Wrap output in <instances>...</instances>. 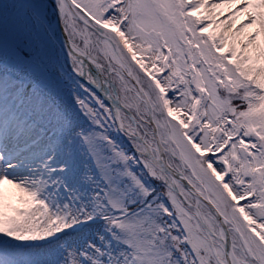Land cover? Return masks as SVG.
Listing matches in <instances>:
<instances>
[{
  "label": "rangeland",
  "instance_id": "374dc122",
  "mask_svg": "<svg viewBox=\"0 0 264 264\" xmlns=\"http://www.w3.org/2000/svg\"><path fill=\"white\" fill-rule=\"evenodd\" d=\"M73 1L116 36L121 56L150 107L151 123L170 164L183 169L187 180L226 218L241 224L246 242L232 229L234 223L228 224L233 263L264 264V69L253 61L261 58L253 41L260 31L258 10L255 15V10L236 4L223 17L224 23L220 20L223 15L209 23L204 13L212 12V4L222 0ZM229 1L230 6L233 0ZM63 13L71 41L96 56L103 66L108 65L121 99H127L128 109L137 114L141 127L134 129L123 116L124 126L140 137L143 130L147 143L156 146L151 127L145 123L146 106L125 78V69L66 7ZM54 20L44 0H0V93L22 115L27 127L37 129L35 135L21 134L16 149L25 153L34 136H43L55 141L51 160L55 165L60 163L59 181L46 190L50 200L37 205L35 200L40 197L34 191V201L24 210L18 194L6 198V205L11 202L19 208L10 211L9 206L0 219L2 263L175 264L170 248L172 239L177 238L179 242L189 241L195 251L206 250L203 255L198 253V264H220L211 258V246L192 214L166 188L155 189L152 201L156 203L114 222V209H120L130 198L143 199L150 189L134 174L144 166V159L130 153L132 160L128 161L127 154L114 143L116 132L107 110L72 79L51 35L49 25ZM233 42L236 49L228 52ZM247 44L252 45L253 52ZM240 50L245 54L242 58ZM22 81L35 90L25 87L21 99L16 94ZM240 88L243 90L238 92ZM234 97L240 104H232ZM37 103L41 110L35 118ZM84 121L90 123L89 128L80 125ZM13 130L18 135L23 127ZM245 133L249 135L246 139ZM241 148L247 153L245 158L239 154ZM8 149L6 146L3 151ZM40 161L29 166V171L38 169ZM1 179L13 182L15 177L3 171ZM16 183L24 187L26 182ZM178 187L194 201L180 184ZM227 200L230 205L226 211ZM198 207L207 225L217 233V223L206 206L198 203ZM238 212L242 217H236ZM165 215L171 218L173 236L166 234L169 224H163ZM106 216L109 219L83 228ZM209 238L217 257L223 260L220 243Z\"/></svg>",
  "mask_w": 264,
  "mask_h": 264
},
{
  "label": "bare ground",
  "instance_id": "6f19581e",
  "mask_svg": "<svg viewBox=\"0 0 264 264\" xmlns=\"http://www.w3.org/2000/svg\"><path fill=\"white\" fill-rule=\"evenodd\" d=\"M239 3L243 4L242 5L243 9L244 8H251L252 11L255 10V12H254L255 15L257 14V10H258V15H256V16H257L258 21L260 22V31H259L260 33L258 32V36L255 39H253V41L255 43H257V44H255V47L256 48L258 47L260 49L261 58L260 59L255 58L253 61L258 63L262 67V70H263L264 69V0H249L247 2V5L242 3V0L241 1L235 0V2H233V4L230 6L228 5V1L222 0L220 2L212 4V9H213L212 12H215V14L212 16H207V15H211L212 12L206 10V8H207L206 6H201V9L206 10V12L204 13V16H205L204 19L205 18L209 19V21H207V22L210 23V21H213L217 16L223 15L220 20H221V23H224L225 21H222L223 17L227 16L226 14L230 11V9L232 7H234V5L239 4ZM61 4L62 3H60V5L58 6L59 11H61V9H62ZM255 21H257V20H255ZM218 24H220V22L216 23V25H218ZM52 29L56 31L57 37H58L59 33H58V30L55 28L54 25H52ZM248 34H250V33H248ZM237 37L238 36H235V38H237ZM243 38L244 37L241 38V41ZM251 41L252 40H250L249 43ZM223 45H224V42H223ZM248 46H250V44H247V49L252 51L253 50L252 45L250 47H248ZM233 47H235L234 42L232 44L228 45V49L230 48L228 50V52H231L232 49H234ZM73 48H74L73 56L76 57L77 54H76L75 50L78 51V49L75 46H73ZM237 48L239 49V46ZM241 53H242V50H240L238 52V54H240V55H241ZM244 56H245V54H242L241 58ZM65 57H66V61L70 64V61L72 59H70L66 55H65ZM76 58L78 60H81V58H79V57H76ZM87 61H89V60L87 59ZM101 88H102V90H104L106 88V86L103 83H101ZM37 108H38V106H37ZM38 110H41L40 106H39ZM21 119H23L21 114H19V113L15 114L14 123H12V125L16 124L18 120L21 121ZM30 132H35V131H33L32 129H29V128L25 130V134H29ZM7 134H8V132L6 133V135ZM11 136H13V134ZM52 141L54 142V144ZM54 146H55L54 140L48 141V140H45V138L42 136L41 139L39 140V142H35V146L33 148H30L26 153L22 154L20 157L12 155V156H14V159L11 161L5 160L8 156H5V157L2 156L0 158V160L2 159V161H0V165L4 164V163H9L6 165L5 170H1V173H2V171H4V172L8 171L9 173L13 174L15 177L13 182H8L6 180L0 179V219L1 220H2V217L4 215V211L6 210V208H9V206H10V211L17 210L19 208L17 204L14 205L11 202L8 203V205H6L5 200L11 193L18 194L19 197H22V202H21L20 207L23 208L24 210L26 209L25 207L27 206L28 202L34 201L32 199V194L34 191L36 192V197H40L38 200H35V203L37 205L39 203L43 204L47 201L46 190L52 186H55L57 184V181H59L58 176L60 173V166H59L60 163H58V165H55L54 163H52V160H51L54 157V155L51 153V150L53 149ZM48 147H50V148H48ZM44 150H45V152L41 153V151H44ZM35 155H38V159L35 158ZM41 159H42V161H40ZM36 160H39L41 162V165L37 166L38 169L35 171V173H33L31 170L29 171V166L34 164V162ZM48 163L51 164L50 166H52V165H54V166L50 167L47 165ZM19 180L23 181V183L26 182L23 184L24 187H21L16 183ZM47 182H49L50 185L49 186L47 185L48 187H45V184ZM33 197H34V195H33Z\"/></svg>",
  "mask_w": 264,
  "mask_h": 264
},
{
  "label": "water",
  "instance_id": "95a60500",
  "mask_svg": "<svg viewBox=\"0 0 264 264\" xmlns=\"http://www.w3.org/2000/svg\"><path fill=\"white\" fill-rule=\"evenodd\" d=\"M54 6V5H53ZM55 7V6H54ZM58 16V14H57ZM63 35V34H62ZM64 36V35H63ZM154 165L159 168V169H167V167L165 166V164L163 163H157V162H154ZM172 173V172H171ZM172 175L177 178L178 180H180L181 182H183V184L189 189V185L177 174L175 173H172ZM195 194H198V193H195ZM206 204L210 207V209L213 211L214 214H216V217L217 219L219 220L221 226L224 228V225H223V220L221 218V216L216 212V210L212 207V205L209 203V202H206ZM228 264H230V261H228Z\"/></svg>",
  "mask_w": 264,
  "mask_h": 264
}]
</instances>
